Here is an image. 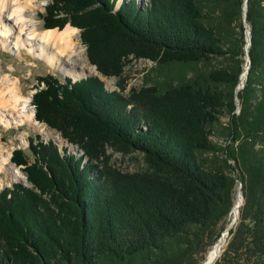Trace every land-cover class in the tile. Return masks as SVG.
Returning <instances> with one entry per match:
<instances>
[{"label":"trees","instance_id":"1","mask_svg":"<svg viewBox=\"0 0 264 264\" xmlns=\"http://www.w3.org/2000/svg\"><path fill=\"white\" fill-rule=\"evenodd\" d=\"M118 1L52 0L45 28H79L103 76H122L133 56L168 77L128 94L123 83L108 90L99 75L40 77L36 120L83 154L40 136L30 151H13L31 186L0 190V264H185L229 215L237 181L245 237L236 264H264V0L247 1L251 67L237 95L244 0ZM219 56L222 66L213 63ZM176 66L193 75H169ZM217 126L225 146L211 138ZM109 148L141 153L145 168L113 166Z\"/></svg>","mask_w":264,"mask_h":264},{"label":"rangeland","instance_id":"2","mask_svg":"<svg viewBox=\"0 0 264 264\" xmlns=\"http://www.w3.org/2000/svg\"><path fill=\"white\" fill-rule=\"evenodd\" d=\"M39 1L41 3H44V5L42 7L36 8V10L34 9L32 10V8H27L25 11V15L28 19L32 17V19L37 23V26L40 31V30L46 29L45 28L46 6L50 2H52V0H39ZM138 1L141 3L143 1L146 2L147 0H138ZM77 29H78V34L76 36V42L78 43L77 48L80 50V54L77 55L76 61L77 63H81V62L86 63L87 66H85V68H87L86 72L88 73L78 79L99 75L101 79L104 81L106 88L108 90L110 91L119 90L120 83H123L126 85L125 93L128 94L129 92L133 90V88H141L142 86H145V85H151L155 83L156 80L162 81L165 79V77L166 78L168 77L165 75L164 72L160 70V67H158L156 62L150 59H147V58H142V57L134 58L133 56H131L130 57L131 60L127 62L122 76H110L109 77V76L101 75L97 71L96 66L92 65L91 62L89 61V58L87 56V47L82 42L80 29L79 28ZM10 40L11 38L8 39V42H10ZM213 63L218 66H222L226 63V60L222 56H219L213 60ZM89 67H93L96 72H89L88 71ZM0 69H1L0 70L1 76L9 74L10 75L9 77L11 79L13 80L15 79V81L20 80V84L22 88L24 89L25 95L28 97H31V103L28 105V108L30 109L31 112H34V113H35V107L32 104V98H33V94L37 90L38 85H43L40 81V77H43L47 74H52V75L59 77L63 82H65L66 78L68 77L72 78V76L70 75H65L60 69H55L52 66H50L47 63V61H45L41 56H38L35 53L28 52L27 50H25L24 47L21 49V51H18L14 47L13 43H11V45L7 47L2 42H0ZM181 69H182L181 66L180 67L176 66L175 68L173 67L174 71L171 72L170 70L169 75L173 74V75L178 76L179 78L181 77L180 76L181 74L188 75V76L193 75L194 71H193L192 66H186L184 70H181ZM74 79L78 80L77 78H74ZM236 99L239 102L238 98ZM240 111H241V107L238 104V107L235 112L239 113ZM229 120H230V115L229 113L225 112V114L222 115L221 117V122L224 125H226L229 122ZM0 134H1L0 140L5 144L7 148V152H6L7 154L11 153L13 155V151L17 148H23V149L28 150L30 148V140L36 139L38 136H40L39 139L41 141L43 140L44 142L53 140L56 144L59 145L62 151L65 148H67L69 154H77L79 156L83 154V152L78 148L77 145H73L69 143L66 139L62 137V135L58 131L50 128L45 123L37 121L35 118V115H34L33 125L24 124V125H19L18 127L1 126ZM211 138L213 139V141H215L221 146H225L227 142L229 141L227 135L221 133L220 126H217V129L215 130L214 135H212ZM73 146L76 147V150L72 148ZM108 153L110 154V159H111L110 163L113 166L123 171L134 172V171H138V170L145 168L143 156L139 152H133V153L125 155L112 148H109ZM211 155L212 154H210V156ZM16 167L20 168L21 170L20 177L14 178L7 171L5 174H3L4 176L3 180H0V190H2L6 186H11L12 184L16 182H22L26 186H31L22 168L17 165ZM239 185H240V182L237 181L233 201H235L236 191L238 190ZM244 200H245V197H244ZM240 214H241V211H240ZM230 219L231 218H230V213H229V215L225 219L217 221L211 227V230L207 234L205 241L197 249L196 253H194L191 257H189L186 260L185 264H194L198 262V260H200V257L204 249L205 250L207 249V251L205 252V256H204L206 259L209 250L214 245L213 244V245L208 246V244L211 243V241L218 234H219V237L221 234H223L224 230L227 228V226L230 223ZM241 223H242V219L240 215L238 222L234 225V227L232 228V232H230L229 234L227 245L223 253L218 258V260L215 262V264H218L221 260H222V262H220L221 264H236L238 259L235 256V251H237V249L242 250V246L244 245L243 238L245 237L244 231L239 234V228L241 226ZM227 249H231L230 254L229 256H226L223 259L225 250ZM244 256L246 255L244 254ZM205 259L201 260L200 264H203ZM240 263L245 264V261H240Z\"/></svg>","mask_w":264,"mask_h":264},{"label":"bare ground","instance_id":"3","mask_svg":"<svg viewBox=\"0 0 264 264\" xmlns=\"http://www.w3.org/2000/svg\"><path fill=\"white\" fill-rule=\"evenodd\" d=\"M43 5L44 3L39 0H0V42L7 47L13 43L18 51L24 47L28 52L41 56L53 68L60 69L65 75H70L73 78L78 79L88 74L87 68H85L87 64L76 61L77 55L80 54L76 42L78 34L76 27L68 24L63 29L52 28L39 31L37 23L32 17L30 19L26 17L27 8L36 10ZM244 7L246 8V6ZM9 38H11L10 42H8ZM248 66L249 57L246 54L239 82L241 88L247 79ZM88 71L96 72L93 67H89ZM9 76V74L1 76L0 71V127L33 125L35 113L28 108L31 97L25 95L20 80L15 81ZM72 148L76 150L75 146ZM6 152L7 148L0 140V180H3V174L7 171L14 178L20 177V168L12 163V154ZM241 188L239 187L236 191L234 206L230 212V223L219 240L209 250L203 264H215L223 253L229 234L238 222L241 207L244 204Z\"/></svg>","mask_w":264,"mask_h":264},{"label":"water","instance_id":"4","mask_svg":"<svg viewBox=\"0 0 264 264\" xmlns=\"http://www.w3.org/2000/svg\"><path fill=\"white\" fill-rule=\"evenodd\" d=\"M121 1H122V0H121ZM121 1H119L118 6H119V4L121 3ZM247 1H248V0H244V2H243V21H244L245 34H246V41H247L245 48H246V54H247L248 57H249V66H248V69H250V67H251V58H250V56H249V48H250V46H251V28H250L249 23L247 22ZM244 6H246V8H245ZM248 36H249V38H248ZM243 87H244V85H243ZM243 87H242V88H243ZM242 88L240 87V85H238V86L236 87V90H235L236 95L238 94V92H239ZM239 187H242V183H241V182H240ZM230 212H231V211H230Z\"/></svg>","mask_w":264,"mask_h":264}]
</instances>
